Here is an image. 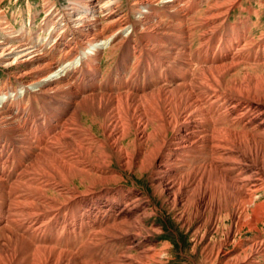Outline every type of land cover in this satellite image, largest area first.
Returning a JSON list of instances; mask_svg holds the SVG:
<instances>
[{"label":"bare ground","instance_id":"obj_1","mask_svg":"<svg viewBox=\"0 0 264 264\" xmlns=\"http://www.w3.org/2000/svg\"><path fill=\"white\" fill-rule=\"evenodd\" d=\"M26 6H0V264L160 263L164 206L200 264H264L233 239L264 220V0Z\"/></svg>","mask_w":264,"mask_h":264},{"label":"rangeland","instance_id":"obj_2","mask_svg":"<svg viewBox=\"0 0 264 264\" xmlns=\"http://www.w3.org/2000/svg\"><path fill=\"white\" fill-rule=\"evenodd\" d=\"M28 2L31 4V11L35 13L32 26L38 28L42 22V11L40 9L42 7V0H2L0 2L6 21H8L13 28L17 29L22 25H28L26 22L29 16L27 15L29 13L26 8ZM64 2L65 0H56V5L60 7ZM7 76L12 75L5 70V68L0 66V87L2 84L5 87V79ZM7 81L12 85H15L13 79L9 78ZM147 177L146 173L142 174L140 177L130 175L127 178L128 180L126 179L123 184L126 188L134 184L142 190L150 192L151 187ZM258 195H260L259 199H264V190L259 192ZM154 204L157 207L160 206L161 200H154ZM174 214V210L168 209L167 206H164L161 211H158L157 214L150 216L146 220L147 223L153 221L156 225L161 226V232L153 237L156 240L157 247L161 244L167 243L165 250L160 253L161 262L156 264H200L203 255L200 251V245L194 248V232H192L194 230V225L189 229L181 227L180 224L176 222ZM228 223V220H224V225L220 226L218 230L213 233L214 240L218 242L221 238H224V231ZM257 226L258 229L256 231L254 229L251 230L248 225H245L239 231L234 232V242L238 243L247 238L251 240L257 239L264 242V220L263 222L258 223ZM202 231L203 228L200 229V232ZM259 260H261V258H259Z\"/></svg>","mask_w":264,"mask_h":264}]
</instances>
